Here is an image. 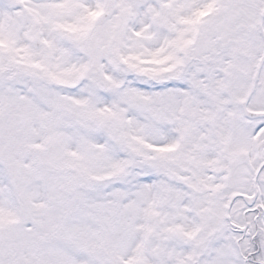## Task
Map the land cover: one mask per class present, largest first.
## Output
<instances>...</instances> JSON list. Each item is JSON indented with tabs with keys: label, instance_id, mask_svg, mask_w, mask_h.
I'll use <instances>...</instances> for the list:
<instances>
[{
	"label": "snow or ice",
	"instance_id": "6c2138e0",
	"mask_svg": "<svg viewBox=\"0 0 264 264\" xmlns=\"http://www.w3.org/2000/svg\"><path fill=\"white\" fill-rule=\"evenodd\" d=\"M0 264H264V0H0Z\"/></svg>",
	"mask_w": 264,
	"mask_h": 264
}]
</instances>
